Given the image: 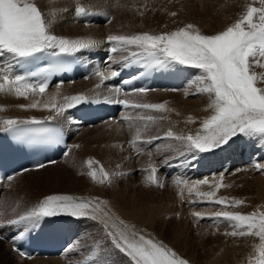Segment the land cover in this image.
Segmentation results:
<instances>
[{"label": "snow or ice", "instance_id": "1", "mask_svg": "<svg viewBox=\"0 0 264 264\" xmlns=\"http://www.w3.org/2000/svg\"><path fill=\"white\" fill-rule=\"evenodd\" d=\"M259 6L254 3L246 5V10L239 15L232 24L215 34H204L198 27L189 23L175 31L152 34L148 32L119 35L110 34L107 41L112 45L110 52L132 51L131 55L151 58L154 65L166 64L187 66L199 70L192 83L197 85L193 94H207L210 98L208 109L211 114L200 122V131L195 135L176 136L178 140L186 142L190 149L199 152H209L226 145L234 137L244 135L247 137L264 138V0H258ZM77 17L97 15L90 6L79 2L74 9ZM106 15V13H103ZM142 14V13H141ZM171 15L175 16L173 12ZM98 41L94 39H68L54 35L50 31V21L46 19L36 0H0V59L5 54L10 55L17 63L28 62L38 58L39 54L51 51L50 55H72L85 49L95 47ZM127 59V58H125ZM127 67V65H125ZM260 69L261 71H257ZM36 74H14L11 64L0 67V93H11L17 97H28L30 94L43 96L49 87L48 77L33 82L30 76ZM95 75L99 78L100 87L104 82L112 80L119 75L117 70L98 69ZM128 83V81H124ZM117 98L109 101L123 105L125 108L142 109L156 112H165V104L159 103H135L130 102V95L145 94L149 89L138 88L130 92L121 93L115 89ZM53 96L42 105L32 103L27 108L44 107L54 110L57 115L63 114L78 104L88 102L89 98L83 94L63 97L62 104L55 102ZM163 119L164 117H160ZM131 121V116L124 117ZM139 120L155 121L153 115H140ZM190 123H195L194 118L189 117ZM4 130L13 132L21 137H49L53 129L46 127H22V125H40L42 121L32 119L19 121L16 119L3 120ZM131 128V125H130ZM147 128L137 127L130 140V146L137 148L140 143H149L142 139V132ZM173 136L172 131L166 134ZM158 138V137H157ZM74 148L79 145H73ZM137 154H140L139 152ZM98 161L89 159L87 167L90 169L87 175L95 182L111 184V175L100 166L102 173L98 177L97 169L93 164ZM38 167L43 168L41 164ZM256 169L264 172V165L256 164ZM157 169L150 165L146 182L157 187L164 185L158 181ZM11 181L13 176L0 177V181ZM177 185L188 184L186 180L176 181ZM200 185H209L208 179L196 181L190 194L195 191L198 197L205 201L230 206L229 198L216 197V191L200 192ZM218 191L223 184V176L220 182L215 183ZM101 204L107 201H93L70 195H47L34 208L20 215L18 219L8 221L11 225L30 222L34 227L42 218L70 215L73 217L90 216L97 218V214L108 217ZM243 200L232 199L231 206L243 205ZM195 216L203 218L197 212ZM216 218H223L232 222L233 231L226 233L233 237L251 236L258 238L259 243L254 246L256 255L249 258V264H264V212L253 211L248 214L233 211H219L214 213ZM106 236L111 245L126 257L132 264H188V261L180 258L177 253L154 239L139 233L134 226L129 228L120 221L123 227L111 226L107 220L103 221ZM20 255H24L23 252Z\"/></svg>", "mask_w": 264, "mask_h": 264}, {"label": "bare ground", "instance_id": "2", "mask_svg": "<svg viewBox=\"0 0 264 264\" xmlns=\"http://www.w3.org/2000/svg\"><path fill=\"white\" fill-rule=\"evenodd\" d=\"M60 1L63 0H55V1L50 0V2L53 3V5L55 6L54 8L57 10V11L54 10L55 12H53L52 14H51L52 11L50 12L51 20L49 21H50L51 33L68 39L91 38L94 40H96L97 38L108 36L110 34L133 35L144 32H148L152 34H160L164 32L175 31L178 28L184 27L189 23L198 27L200 31L204 34H215L219 31L224 30L227 26H229L236 19H238L239 15H241L246 10V5H248L249 3H254L255 6H259L258 0H208L207 2L208 6L204 4L195 11L192 12L187 11L185 12V14H181V13L177 14L176 12H178V9L177 8L168 9L167 4L165 2H162L164 0L162 1L161 0H112V1L83 0V2L87 3L84 4L85 6H90L91 9L108 10L113 15V18L107 24H92L89 27H86L83 24L76 22L77 16L75 15L74 10L70 14L64 13L65 15H63L59 13L61 9L64 10L65 6H67L68 4L71 5L69 3L71 0H64V2L69 1L68 3H65V5L64 3H62L61 5ZM103 2L109 4L100 5ZM37 4L39 5V7L43 5L41 0H37ZM150 4L155 5L156 9L157 6L164 5L163 6L164 10L160 11V13L158 12V15H156L155 13H150L146 15L147 23L145 25H138L137 22L135 23L134 17L136 16L134 12L142 7L147 8V6H150ZM69 7L65 9H70ZM50 9L51 6L49 7V10L48 9L47 10L50 11ZM145 11L147 10L145 9ZM173 12H175L177 15L175 16L171 15V13ZM139 13L141 12L139 11ZM116 28H118V30ZM132 51H138V50L130 49L129 51H119V53L121 54V56H124ZM8 64L12 65L13 72L15 73L12 57L8 54H5L3 58L0 59V67ZM257 71H261V70L257 69ZM199 74H200L199 70L190 67V75L187 79V82L184 85V87L179 90L177 89L168 90L166 88H162V89H157L156 91L146 92L145 94L131 95V100L139 103H154V104L163 103L165 104L167 111L162 113V112L141 109L139 112H136L134 115L132 114V120L129 122L116 123L112 121V122H107L105 124L94 126L93 128L86 127L80 131L72 132L73 138L72 140H70L72 143V149L64 158L60 159L54 164L48 165L39 170H30V171H25L22 174H15L13 176L14 177L13 180L11 181L7 180L1 183L0 189L6 188V186L7 185L9 186L12 182L16 183V185H12V187L9 189V192L6 193L3 207L1 202V207H0L1 220L7 223L8 221L19 217L20 215L25 214L27 211H30L47 195L56 194V195H70L85 200H93V201L98 200L100 202L107 201V204L106 205L101 204V207L105 212L108 213V217H104L100 214H97V218L100 219L102 222L107 220L110 226L112 224H116L117 227H123L119 224L121 220L124 221V224L128 225L129 228H131L130 227L131 224L133 223L137 224V222H141V221L143 222L141 223L145 225L146 223L145 221H143V215H144V219H151V217L155 216L157 222H160V220L158 221V218L164 217L167 214H169L168 212L169 200L166 201L168 203L162 202L163 204L156 206L154 204L152 205V203H150L149 201L150 199H148L151 206L147 208L144 206L145 209L143 210L144 211L143 215L139 213L140 210L138 209H126L125 207L128 205V196L125 193L124 185L123 188H121L120 186L121 180L119 179V177L121 174H127L130 178L138 179V182L135 185L136 188L138 189L139 185L142 184V179H144V182L147 183L146 177L147 175H149L150 165L152 164V161L154 159L160 158V163L158 164H163L171 161L177 164H182L189 161L186 155L192 154L196 151L190 149L189 147L179 152L178 154L169 157L168 146L170 143L173 142V140L169 139V137L166 134L168 131H172L174 135H178V136H184L189 134L195 135L196 132L200 131V122L205 117L211 114L210 110L208 109V104L210 102L209 96L207 94H193L195 93L197 85L195 83H192V81ZM98 93H99V88L97 87L94 78L90 79L89 81L82 79L74 84L66 83L62 86L53 85L46 91V93L43 96L38 94H30L28 97L25 98V97H17L16 95L11 93H0V116L5 118V120L16 119L19 121H27L32 119L38 120V119L54 118L63 121L64 119L63 115L62 114L57 115V113L54 110L45 109L42 106L37 108H27L22 106H26L32 103H39L42 105L44 102L49 101L50 98L53 96L56 97L55 102L57 104H62L63 97L66 96L70 97L78 94H83L85 96L87 95L96 96ZM145 112H146L145 115H147L148 113L150 115L157 117V119L151 122L139 120V119L137 120V117ZM7 116H11V117H7ZM160 117H164V118L161 119ZM189 117L194 118L196 122L190 123ZM145 124L147 125V128L142 132V139L149 140L150 142H152L154 139L158 137L159 142L156 146H153L150 150L146 151L145 153L140 154L137 157H133L130 150H128L125 147L126 139H129L128 141L130 142L135 129L137 127L143 128ZM3 127L4 124L2 123L0 125V128ZM121 143L123 146L119 147ZM147 144L148 143H140L138 147L135 148V151L138 149H142ZM228 144L222 145L221 147L227 146ZM73 145H79V147L74 148ZM258 146L259 147L264 146V138L259 137ZM228 149L229 148H224L221 149L220 151H227ZM255 158L257 160L254 164L257 163L264 165V148L261 149L259 148L257 150V154L255 155ZM89 159L99 162L98 164L95 163L93 164V168L97 169L98 177L102 175V173H100L99 171L100 166H103L104 170L112 174L111 184L107 182L103 184L97 183L87 175V172L90 170L87 167V161ZM79 160L82 161L80 165H79ZM262 160L263 163L261 162ZM245 167H247L246 169H251L252 171L257 170L256 168H254L255 166L246 165ZM135 169L140 170L138 171L139 173L138 172L135 173L134 172ZM238 170H243V168ZM163 172L164 171L160 172L161 177L159 182L163 180L162 178ZM206 177L207 176H202L201 178L198 179L199 180L207 179ZM172 180H186L190 182L188 183L189 187L190 184L194 183L195 181V180H189V178L184 177L179 173H176L172 177L165 179V183H167V181H172ZM149 185H148L149 187L154 186L152 184ZM169 188L167 191H169V195L172 196L173 193L172 190L174 189H169ZM181 191L184 192L183 188H181ZM164 194L162 195V197H164ZM153 196L151 198H153ZM258 196L260 202L264 203L263 199H261V193H258ZM179 197L181 200L183 199V201L184 199L188 198V196L185 197L181 195ZM165 199L167 200V197H165ZM190 199H192V197ZM162 201L165 200L162 199ZM158 203L159 202H157V204ZM173 205L171 207H173ZM172 210L174 209H171V211ZM15 213H19V214L15 215ZM171 215H173V212L171 213ZM78 218H80L81 228L83 227L84 223H87V221L90 225H93L94 221L91 220L90 216H82ZM169 219L171 218H168V220ZM151 222L154 224L153 221ZM161 222L158 224L159 230L161 227L159 226ZM153 224L151 225L154 226L155 224L154 225ZM139 226L142 227L141 225ZM155 227H150V230ZM90 228L92 229V227ZM94 228H96V226ZM143 229H141L142 232ZM161 229L163 230L164 226L163 228L161 227ZM1 230L2 229H0V231ZM3 230L8 231L6 227H4ZM159 230L156 231L159 233L161 231ZM103 231L106 233L105 228ZM154 232L155 231H153V233ZM82 236L83 233L80 235L79 238L75 239L71 248L68 251L64 252L59 256H53L48 258H44V257H37L34 259L22 258L12 249L11 244L7 241L0 240L1 241L0 246L4 247L3 242L7 246L9 245L8 247H10V250L12 252H15L14 254L18 257L17 260L24 264H97V261L93 260V258H90L94 256H101L103 260V264H132L131 260L129 261L125 256L121 255V252L119 250H116L111 245L110 241L107 242L108 241L107 239L104 241H103V237L100 238L101 240L98 239L103 242L102 245H98L99 242H96L97 241L96 239L92 238L91 240L89 236H85L84 238H89V239H86L84 241L83 239H81ZM89 242L91 243V245H93L92 247H94L93 251L90 250L88 247H85L86 245H88ZM79 246L81 247L78 248ZM222 247L227 248L229 247V245L228 246L222 245ZM224 250L227 252V249H223L222 251L211 250L213 251L214 255L209 257L208 260L209 262L207 261L206 264H249V258L254 257L256 255V253L250 252V248H243L239 246L235 249V251H233L232 253L233 257L228 258L227 257L228 255L223 254ZM232 250L230 249L231 252ZM77 251L78 254H76ZM112 254L114 256L112 257V259L114 258V261L111 260ZM80 256L84 258L81 259L79 262V260L76 258H79ZM98 258L99 257H97V259Z\"/></svg>", "mask_w": 264, "mask_h": 264}, {"label": "rangeland", "instance_id": "3", "mask_svg": "<svg viewBox=\"0 0 264 264\" xmlns=\"http://www.w3.org/2000/svg\"><path fill=\"white\" fill-rule=\"evenodd\" d=\"M53 1H55V0H53ZM41 2L43 4L42 6H40V8H43L41 10H43V12L45 11L44 12V14H46L45 17L47 16L48 18L47 17L46 18L48 20H51V14L53 12H55L54 10H56L54 8L55 6L53 5V3L50 2V0H46V1L41 0ZM68 2L69 1L64 2V0H63V1H60V4L62 5V3H64V5H65V3H68ZM77 2H79L83 5L87 4L86 2H83V0H77V1L73 0V2L71 0L69 2L71 5L68 4L70 7L67 5L70 9H65V8H68L67 6H65L64 10L61 9L62 11L60 10L59 13H61L63 15H65L66 13L70 14L75 9ZM162 2H165L167 4L168 9L177 8L178 9V12H176L177 14H179V13L185 14V12H187V11L188 12L195 11L200 6H203L204 4L206 6H208V3H207L208 0H171V2H170V0H164ZM36 3H37V0H36ZM45 4H48V5H45ZM102 4L108 5L109 3L103 2L100 5H102ZM50 6H51V9H50V11H48ZM154 6L155 5L150 4V6H147L148 9L145 7H142L140 9L136 10L138 12H136V11L134 12V14L136 16V17H134L135 23L137 22L138 25H145L147 23L146 15H148L150 13H155L156 15H158V12L160 13V11L164 10L163 9L164 5L157 6V9H156V6L154 9ZM145 9L147 11H145ZM46 11H48V12H46ZM139 11L141 13L143 11V13L141 14V13H139ZM50 12H51V14H50ZM136 13H137V15H136ZM144 13H145V15H144ZM134 18H131V19H134ZM79 25H81V24H79ZM116 29L118 30V28H116ZM145 114H146V112L143 113L142 115H145ZM147 115H149V114L147 113ZM7 117H11V116H7ZM3 120H5V118L0 116V125L2 124ZM176 136H178V135L173 134L172 137H169V139L173 140V142L170 143L168 146L169 147V157L178 154L179 152L185 150L188 147L186 142L176 139L175 138ZM120 146H123L122 143H121V145H119V147ZM81 162L82 161L79 160V165ZM245 169L234 170L233 172L231 171L227 175H223V184L226 185V187H221L218 191L215 189L214 185H215V183L220 182V177H221L220 175H218L217 177L214 176V178H208L209 185H200L196 189L200 192L216 191V197L214 199H218L220 197L229 198L230 206L227 207V209L222 205H218L215 203H210V202L205 201L204 198L198 197L195 194V191H193L192 194H190L189 188H191L192 185L196 181H194V183H191L192 185L190 184V187H189V184H187V185L180 184L178 186L176 183V181H178V180H172L168 184L166 183V185L163 188H159V187H155V186L149 187L147 185V183L144 182V179H142V184H141L142 186L139 185V187L137 189L135 185L138 182V179L130 178L127 174H121L119 177V179L121 180L120 186H121V188H123V185H124L125 193L128 196V205L125 207L126 209H138V210H140L139 213L143 215V213H144L143 210L145 209V207L146 208L150 207L151 206L150 203H152V205L154 204V205L158 206V205L163 204L162 202H166L169 200L168 201L169 203L168 202H166V203H168V206H169L168 212L170 214V215L169 214H167V215L170 217H168L167 215L166 216L168 218H171V219L168 220V218L166 216L161 217L162 219L158 218V221L159 220H160V222L162 221L161 222L162 225L160 224L159 226H161L162 228L164 226V229H163L164 231L161 229V227H160L161 231L159 230L158 224L160 222H157V219L155 216L151 217V219H144V215H143V221H145V223H146L145 225L142 224L143 222L141 221L142 223L141 222H137V224L133 223L130 225V227L134 226V228L137 232H140L142 234L145 232L144 235H146L152 239L155 238L154 240L157 242H162L164 245H166L169 248H171L172 250H174L180 258L187 260L188 264H206V262L209 260V257L214 255L213 251H211V250L222 251L223 249H227V252L224 250L223 254L228 255L227 256L228 258L233 257L232 256L233 251H235V249L239 246L243 247V248H250L251 253H256L254 250V246L259 243L258 238L251 237V236L233 237L231 235H226V233H230L231 231H233V228L231 226L232 222L226 221L223 218H216L214 216V213L219 212V211H223V210L240 212V213L242 212V214H248V213H251L253 211L264 212L263 211L264 203L260 202V199L258 196V193H261V199H263V201H264V172H260L258 170L252 171L251 169H246V170ZM138 171H140V170H136V169L134 170L135 173ZM188 183H190V182H188ZM12 185H16V183L12 182L9 186L7 185L6 188L1 189L0 207H1V202H2V207H3L4 201H5V195L7 192H9V189L12 187ZM140 187L142 190L140 189ZM142 187L143 188L145 187V188L143 189ZM168 188L174 189V190H172L173 191L172 196L169 195V191H167ZM181 188H183L184 192L181 191ZM152 190H155V191H152ZM160 193H161V195H160ZM163 194H164V197H162ZM173 194H175V195H173ZM180 195L185 196V197L188 196V198L184 199L185 202L183 201V199L182 200L180 199V197H179ZM152 196H153V198H151ZM158 196L160 197V199ZM173 196H175L177 198H175ZM165 197H167V200L165 199ZM170 197H173V198H170ZM189 197L190 198L192 197V199H190ZM141 199H142V201H141ZM148 199H150L149 200L150 203H149ZM156 199H157V201H156ZM158 199L161 201H159ZM162 199L165 201H162ZM187 199H190V200H187ZM232 199L243 200L244 204L239 205V206H231ZM155 201H156V203H155ZM157 202H159V203L157 204ZM166 203H164V204H166ZM142 204H144V205H142ZM172 205H173V207H171ZM171 209H174L175 211L174 210L171 211ZM177 209L178 210L181 209L180 210L181 212L178 211ZM170 211H171V213L173 212V215H171ZM179 212H180V215H179ZM184 212H185V214H184ZM187 212H188V214H187ZM197 212L201 213L203 218H200V217L193 215L194 213H197ZM17 214H19V213H15V215H17ZM187 215H189V216H187ZM192 216H194V219L190 218ZM163 218H165V219H163ZM173 218H175V219H173ZM177 218H179V219H177ZM91 220H93L94 222L92 221L93 225H90L89 223H87V227L85 228V232H87L86 236H89L91 238V240H92V238L96 239L97 240L96 242H99L98 245H102L103 242L100 241L101 240L100 238L103 237V241L106 239L108 240L107 236L105 237L106 233L103 231L104 230V224L98 218H96V219L91 218ZM151 221H153L155 225L157 224L156 227ZM163 222H165V223H163ZM139 223H141V224H139ZM138 224L141 225L142 227H140ZM151 224H153L154 226H152ZM95 226H96V228H94ZM90 227H92V229ZM143 227H144V229H143ZM150 227H155V228H152L150 230ZM141 229H143V232ZM146 229H147V231H146ZM152 230L155 232L153 233ZM156 230L157 231L159 230L162 234L160 232H159L160 233L159 234ZM159 235H161V236H159ZM81 239H83L85 241L86 239H89V238L83 237ZM98 239H100V240H98ZM107 242H109V240ZM3 244H4V247L0 246L1 247L0 248V264H24V263L19 262L17 260L18 257L14 254L15 252H12L10 250V247H8L9 245L8 246L5 245L4 242H3ZM222 245H227V246L229 245V247L224 248V247H222ZM92 246L93 245H91V243L89 242L88 245H86L85 247H88L90 250L93 251L94 247H92ZM80 247L81 246H79L78 248H80ZM230 249L231 250L233 249L232 252L230 251ZM76 254H78V251L76 252ZM121 255L125 256L122 253H121ZM97 257H99V258L97 259ZM112 257H114L113 254L111 255V260L114 261V258L112 259ZM83 258L84 257L80 256L79 258H76V259H78L80 262V260ZM90 258H93V260L97 261V264H103V260H102L101 256H94V257H90ZM126 258L130 261V258H128V257H126Z\"/></svg>", "mask_w": 264, "mask_h": 264}]
</instances>
